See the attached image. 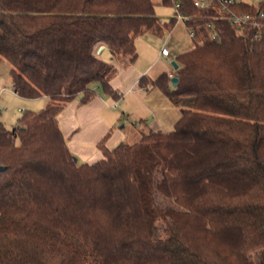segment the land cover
<instances>
[{"label": "trees", "instance_id": "16d2710c", "mask_svg": "<svg viewBox=\"0 0 264 264\" xmlns=\"http://www.w3.org/2000/svg\"><path fill=\"white\" fill-rule=\"evenodd\" d=\"M178 1L193 47L170 74L138 85L159 89L181 118L170 133L142 132L111 150L106 135L102 159L87 164L57 117L90 102L94 86L117 99L111 65L93 47L133 64L137 37L175 22L161 24L152 0H0V61L13 91L47 100L12 130L0 122V264H264V38L238 36L219 7ZM231 9L253 14L264 3Z\"/></svg>", "mask_w": 264, "mask_h": 264}, {"label": "crops", "instance_id": "0c3cea01", "mask_svg": "<svg viewBox=\"0 0 264 264\" xmlns=\"http://www.w3.org/2000/svg\"><path fill=\"white\" fill-rule=\"evenodd\" d=\"M174 27L168 31L169 34ZM135 45L137 59L133 64L115 58L103 43L93 47V56L111 65L108 81L117 93V99L104 95L100 88L94 86L96 96L90 102L80 104L74 100L57 117L65 143L80 163L93 164L102 159L97 145L106 135L105 146L110 150L120 143H127L129 135L122 133L126 128L124 121H130V127L138 135L147 131L166 134L174 130L181 118L180 110L159 89L145 92L138 85L143 77L156 79L162 73L172 72L173 66L171 69L154 70L161 60L168 64L160 54L161 48L166 45L154 50L152 46L140 43L141 48H138L137 39ZM0 64L5 65L2 61ZM8 69L10 72V66Z\"/></svg>", "mask_w": 264, "mask_h": 264}, {"label": "rangeland", "instance_id": "374dc122", "mask_svg": "<svg viewBox=\"0 0 264 264\" xmlns=\"http://www.w3.org/2000/svg\"><path fill=\"white\" fill-rule=\"evenodd\" d=\"M152 2L155 5V15L161 24L169 23L173 19L172 8L170 6H164L162 4V0H152ZM140 43L143 45L148 44L149 46H152V49L154 50L166 45L170 50L171 58L174 59L175 56L181 52L183 53L184 51H188L193 47V43L188 37L187 32L181 23H177V26L174 27L171 34H169L167 37L165 35V31L162 32V36L146 33L142 37L137 38L138 48H141ZM2 63L5 65L0 64V90L3 88V91H0V122L7 130H12L18 125L19 120L25 114L38 113L43 110L47 104V100L44 98L23 99L18 97L13 92V85L9 78L8 68L10 65L3 61ZM167 68L171 69L172 64L169 62L168 64L164 63L161 60L159 64L156 65L154 70H165ZM21 110H23V112H21ZM124 122L126 128L122 133L129 135L128 140H126L127 143L131 144L138 141L140 136L130 127V121ZM156 200L158 203L163 202L160 197H157ZM253 256L255 257V255Z\"/></svg>", "mask_w": 264, "mask_h": 264}, {"label": "built area", "instance_id": "2783aa9c", "mask_svg": "<svg viewBox=\"0 0 264 264\" xmlns=\"http://www.w3.org/2000/svg\"><path fill=\"white\" fill-rule=\"evenodd\" d=\"M247 2L253 7L259 8L261 4L264 3V0H193V7L198 10H209L216 8L219 11V15L224 19L227 24L236 31V34L239 36L241 34H247V30H251V43L259 42L264 38V11L257 9L255 13H245V14H236L231 6ZM172 10H173V21L175 23L183 24L188 37L193 40L195 32L193 27L189 25L191 17L182 14L180 11V3L178 0H172ZM212 20H217L219 16L212 17ZM211 20V17L205 18ZM207 29L209 31V38L212 41L220 43L219 35L217 30L214 29V26L210 23L207 24ZM166 37L169 36L168 30H165ZM199 44H202L200 41ZM160 54L166 58L167 62L173 63L174 58L170 56V50L166 46L161 48ZM23 112V110H21Z\"/></svg>", "mask_w": 264, "mask_h": 264}, {"label": "water", "instance_id": "95a60500", "mask_svg": "<svg viewBox=\"0 0 264 264\" xmlns=\"http://www.w3.org/2000/svg\"><path fill=\"white\" fill-rule=\"evenodd\" d=\"M172 66H173L174 70L177 69V65L174 62L172 63ZM177 82H178V79L176 77H173L171 79V86L175 88L177 86ZM74 161L76 162V159ZM4 170H5L4 167H0L1 172H3Z\"/></svg>", "mask_w": 264, "mask_h": 264}]
</instances>
